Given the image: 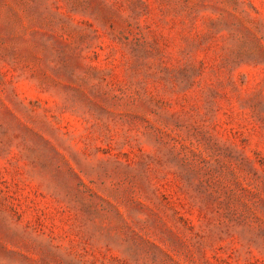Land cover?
Segmentation results:
<instances>
[{
  "label": "rangeland",
  "instance_id": "374dc122",
  "mask_svg": "<svg viewBox=\"0 0 264 264\" xmlns=\"http://www.w3.org/2000/svg\"><path fill=\"white\" fill-rule=\"evenodd\" d=\"M0 264H264V0H0Z\"/></svg>",
  "mask_w": 264,
  "mask_h": 264
}]
</instances>
